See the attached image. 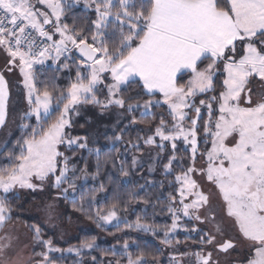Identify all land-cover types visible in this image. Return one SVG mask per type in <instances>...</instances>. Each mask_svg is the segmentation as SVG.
<instances>
[{"label":"snow or ice","instance_id":"obj_1","mask_svg":"<svg viewBox=\"0 0 264 264\" xmlns=\"http://www.w3.org/2000/svg\"><path fill=\"white\" fill-rule=\"evenodd\" d=\"M81 5L87 13L84 23H69V14ZM0 53V129L7 126L13 107L6 74L18 73L16 83L26 104L13 119L19 137L11 148L7 140L0 143V264H58L55 253L80 256L82 250L97 247L93 237L61 249L44 238L39 223L25 222L31 233V254L25 256L19 236L13 235L18 225L10 223L19 207L12 202L22 190L35 192L49 184L58 190L56 200H69L71 190L73 208L80 212L105 190L104 183L82 190L77 205L76 182L90 173L87 164L78 168L72 163L76 150L96 156L93 180L102 167L101 149L89 148L88 137L69 131L83 105L97 106L101 114L119 109L118 116L127 113L130 125L155 120L154 108H166L168 116L161 114L159 122L149 126L151 135L129 139L126 149L140 151L143 140L159 148L153 157L158 162L170 145L161 172L172 177L167 199L161 193L140 202L163 205L171 224L148 223L139 215L129 222L118 215L117 196L116 202L97 206L88 216L98 228L115 222L117 231H123V224L124 229L160 237L159 243L169 248L179 245L172 239L179 230L188 234L186 239L198 234L199 247L170 253V264H184L185 259L220 264L214 251L230 257L238 249L227 264H264V0H0ZM46 66L57 75L74 67L75 75L61 88L55 83L57 75L42 78ZM184 74L188 78L181 82ZM121 122L118 119L117 125ZM127 128L107 139L113 146L124 142ZM181 151L185 155H179ZM108 163L128 177L140 161L133 155L131 167H126L117 155L107 156L103 164ZM154 171L150 165L149 173ZM156 184L146 180L138 187ZM159 186L164 188V182ZM137 195L130 191L129 203ZM122 207L129 211L128 203ZM53 208L47 206L49 219ZM184 218L194 222L191 228L181 222ZM130 247L125 240L122 250L113 246L102 255L122 257L108 264H163L158 255L147 259L150 254L144 251L133 256ZM92 264H97L95 256Z\"/></svg>","mask_w":264,"mask_h":264},{"label":"trees","instance_id":"obj_2","mask_svg":"<svg viewBox=\"0 0 264 264\" xmlns=\"http://www.w3.org/2000/svg\"><path fill=\"white\" fill-rule=\"evenodd\" d=\"M86 15L87 13L83 10V6L81 5L80 8L74 10V14H69L68 22L72 23L73 21H75L77 24H83ZM53 75L57 74L52 72L50 67L46 66L42 78L47 80L50 79ZM74 75L75 68L73 67L71 71L66 70L59 73L57 75L55 83L61 88L66 87L69 82V78L74 77ZM187 78V74H184L181 78V82H183ZM127 91L128 90H126L125 94H127ZM147 98V96H142V100ZM101 99H103V95L101 96ZM119 112V109L112 108L101 114V110L97 106L83 105L80 107L79 115L73 116V128L69 129V131L73 136L88 137L89 148H100V161L102 164L98 178L96 180H93L91 178V173L96 172V156L90 155L87 149L76 150V155L73 157L72 163H75L78 168H83L85 164H87L90 173L86 180H77L76 182L78 185V190L75 194L77 205L80 204V192L82 190L98 189L101 183L105 184V190L98 191L96 193L97 202H91V206L85 205V211L83 212L74 210L73 205L71 203V197H69V200L62 199L63 203L69 212H76L84 220L94 223L91 219L88 218V216L95 211V208L97 206L106 208L112 203L116 202V197L119 196L121 207H118L117 209L118 215L121 217L126 216L129 222H134L136 217L139 215L144 217L146 222L148 223H153L161 226L171 224V217L167 214V210L163 205L157 203L156 206L153 207L152 205H145L140 202L144 198H150L155 200L156 197L159 196L161 193H164L162 199H167L166 193L171 190L167 186V181L168 179H172V177L165 178L161 175V172L163 163L166 162L167 157L171 155V148L169 146H167L165 148L164 153L161 154V159L156 162L155 172L153 173H149L146 161L144 159L142 160L143 165L139 167V169L131 171L128 177L120 175V173L112 167L111 163L103 164V161L107 156L116 157L117 155H119L120 159L126 162L125 166L131 167L132 158L130 156V151H133L135 149H126L127 141L129 139H132L135 142V138L137 136L151 135V132L148 131V128L149 126H154V124L159 122V117L161 114L164 115L165 119H168L166 108H154L153 112L156 116L155 120L149 117L145 119L144 123H138L135 125L129 124L130 117L127 115V113H124L123 117H119ZM135 115L138 119H141L139 112H136ZM118 119L122 121L121 123H119V125H117ZM125 125H128V128L123 133L124 142L117 143L113 146V144L107 139V137L114 136V134L119 132L121 128H124ZM19 135L20 133L17 132L10 139L9 143L7 144L8 148L12 147L11 142L15 141V139L19 137ZM139 143L140 149L145 148L143 140H140ZM183 147V144H181L180 148L183 149ZM158 152H160L159 149ZM67 155L73 156V153L67 152ZM179 155H185V153L181 151ZM117 167H119V162L117 163ZM77 175H79V173H77ZM146 180L156 181V187L147 185L144 190H140L138 185L145 184ZM160 181L164 182V188H160ZM81 185L83 186V188L80 187ZM65 186L66 185H63V187ZM130 191H136L138 195L135 200H132L129 203L128 193ZM12 203L14 207H16L17 205L19 206L17 211L14 213V220L12 221L13 223H37V221H35L34 219L26 217L20 213L26 208L27 205H29V202L27 200L23 202L19 198V200H13ZM125 203L129 204V211L127 213L123 211L122 207V205ZM145 208L147 209L146 212L144 211ZM15 217H19V219L17 220L15 219ZM183 223L186 224L188 228H191L193 224V222H189L187 220H183ZM120 228L123 229V231H117V228L114 225L100 229L102 234L106 236L110 240V242H103L98 240L96 234L94 233H80L78 235V241L90 240L95 237L97 247L91 249L89 252L82 253L80 258H78L76 255L55 256L57 258L58 263L92 264L93 256L97 258V264H107L109 260L115 261L117 259H122L120 255H102V253L111 249L113 246H115L118 250H122V245L125 240H128L131 245L128 251L133 256L137 255L140 251H144L145 253L150 254L146 257L149 260H151L153 254L158 255L161 259V257L163 256V249H167L166 246L161 245L159 243L160 237L153 236L150 233L124 229L123 224L120 225ZM187 235L188 234L185 233L183 230H180L172 238L174 245L176 244L177 240L180 241L179 245L176 246L178 252H185L184 249H186V245H193V247L198 246L195 241L199 239V235L194 233L192 234L194 239H186ZM157 247L162 249L161 253H155L154 250Z\"/></svg>","mask_w":264,"mask_h":264},{"label":"rangeland","instance_id":"obj_3","mask_svg":"<svg viewBox=\"0 0 264 264\" xmlns=\"http://www.w3.org/2000/svg\"><path fill=\"white\" fill-rule=\"evenodd\" d=\"M4 62V54L0 53V66L3 65ZM51 64V62H47V65ZM39 68V66H37ZM7 78L12 84V104L13 107L10 111L9 116V122L7 126L0 130V143H3L4 141H10V139L19 132L16 123H13V119L18 116V113L20 110L26 108V104L23 101V92L22 88L19 87L16 83L18 80V73L15 75L6 74ZM256 85L254 84V87ZM18 123V120H17ZM9 133L11 135L9 136ZM20 133V132H19ZM157 142L159 143V139L157 138ZM145 148L140 149V151L131 150L130 156L131 158L133 155L137 156L139 158L140 163L137 165L136 169H139L143 165L142 160L144 159L146 161V165L149 170L150 165H156V162L153 161V157L156 156L159 148L153 147V146H146ZM170 147V145H169ZM64 148H61V151H64ZM144 150V151H143ZM67 154V153H66ZM155 172V171H154ZM153 173V172H152ZM67 187V185L65 186ZM56 189H53L50 187L49 184H46L43 188V190L37 189L35 192L33 191H20L19 197L24 202L27 200L29 202V205L26 206V208L21 211L20 213L23 214L26 217H29L31 219H34L42 226L43 229V235L45 239L51 238L53 240V243L56 247H59L61 249H67L69 247H75L79 246L81 241H78V235L80 233H94L96 234L98 240L103 242H110V240L104 236L101 232V228H98L95 223L88 222L84 220L79 214L76 212H69L66 206L63 203L62 198L59 200L54 199V197L57 194ZM69 197H72L71 190H69ZM49 204L54 205L53 208V217L52 219H49L48 216V210L47 206ZM216 204V201L213 200V205ZM23 206V205H22ZM187 220L186 218L182 219ZM13 223V222H10ZM194 223V222H193ZM18 225V229L16 232L13 233V235L19 236V242L18 247L19 249L23 250V254L25 256L31 254V234L28 232L26 228L23 227L24 224L22 223H15ZM115 222H113V225ZM112 226L107 225L105 227ZM198 227L203 228L204 230H208L211 226L210 225H198ZM180 231V230H179ZM176 234V233H175ZM173 234L172 238L175 236ZM78 241V242H73ZM73 242V243H72ZM24 245H29L28 248H24ZM198 246L193 247V245H186L184 249L185 252H191L195 251ZM41 249L39 247L36 248V251L39 252ZM89 249H84L81 252H89ZM179 253L177 248H169L163 249V256L161 257V260L163 261V264H170V253ZM239 249L236 252H232L231 256H226L223 253H216L214 251V257L218 258L220 260V264H227V261L229 259H235L238 255ZM63 255H76L75 253H63ZM60 253H55L54 256H63ZM77 256L78 258L81 257ZM59 264V263H58ZM108 264V263H107ZM184 264H191V262L188 259H185Z\"/></svg>","mask_w":264,"mask_h":264},{"label":"water","instance_id":"obj_4","mask_svg":"<svg viewBox=\"0 0 264 264\" xmlns=\"http://www.w3.org/2000/svg\"><path fill=\"white\" fill-rule=\"evenodd\" d=\"M1 130V129H0Z\"/></svg>","mask_w":264,"mask_h":264}]
</instances>
